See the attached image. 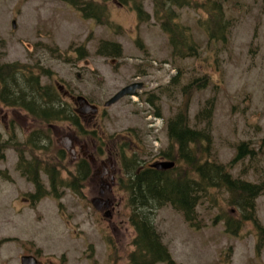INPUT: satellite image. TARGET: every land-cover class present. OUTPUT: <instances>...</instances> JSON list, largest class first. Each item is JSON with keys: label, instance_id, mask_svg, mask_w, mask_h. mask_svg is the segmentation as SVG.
I'll use <instances>...</instances> for the list:
<instances>
[{"label": "rangeland", "instance_id": "rangeland-1", "mask_svg": "<svg viewBox=\"0 0 264 264\" xmlns=\"http://www.w3.org/2000/svg\"><path fill=\"white\" fill-rule=\"evenodd\" d=\"M95 1L106 6L99 22L83 17L64 0H0V63L31 66L41 84L55 89L66 85L102 108L121 87L134 81L144 83L138 92L142 98L123 97L105 107L96 125L87 120L85 127L93 133L79 132L78 144L71 141L74 135L68 122L35 125L20 109L0 102V142L10 135L23 142L33 128L48 129L50 141L47 137L37 140L44 145L38 152L42 163L57 165L60 177L67 181L76 179L81 160L88 169L83 180L79 176L75 180L80 192L59 187L60 199L50 194L32 202L29 193L34 187L16 170L17 152L0 148V264H20V257L28 254L42 264H126L134 237L129 193L123 185L112 192L119 217L104 216L111 230L90 202L100 188L95 172L102 170L101 160L109 157L122 162L118 167L125 180L129 174L123 170L130 164L124 162L134 159L137 146L142 150L137 154L140 163L142 158H151L144 152L175 151L169 142L168 119L186 110L188 124L200 128L203 122L195 115L204 106H208L204 118L211 128L207 159L227 165L236 145L249 142L252 153L228 171L262 185L255 199L258 224L245 221L236 235L226 232L225 219L237 220L241 210L229 203L221 188L199 200L195 208L199 228L190 226L169 204L155 210L154 224L176 263L264 264V0H196L205 5L212 1L207 10L174 7L176 20L198 44L197 55L184 58L172 56L149 0L142 3L150 15L143 21H138L134 10L120 5V0ZM216 2L223 10L220 20L214 17L219 12ZM207 15L215 30L212 40L201 24ZM102 40L120 43V56L97 53ZM203 77L208 82L199 87ZM24 80L20 74V81ZM144 90L153 91L157 108L144 102ZM155 111L165 121L156 118ZM66 138L69 149L63 145ZM194 150L199 153L200 148ZM28 151L24 149L25 155H31ZM42 178L47 184L46 177Z\"/></svg>", "mask_w": 264, "mask_h": 264}, {"label": "trees", "instance_id": "trees-1", "mask_svg": "<svg viewBox=\"0 0 264 264\" xmlns=\"http://www.w3.org/2000/svg\"><path fill=\"white\" fill-rule=\"evenodd\" d=\"M64 1L79 11L83 17L97 21L101 19L103 12H106L105 3L95 0ZM120 1L121 4L135 11L138 21L150 17L142 5L144 0ZM149 1L153 6L154 21L167 35L172 56L184 58L197 55L198 44L192 40L188 28L176 20L174 7L193 6L192 8L207 10L212 8V1L206 5L196 0ZM213 4L214 8L219 10L214 17L220 20L223 12L222 9L220 10L221 3ZM201 24L208 39L212 40V37H215V30H212L208 15ZM121 50L120 43L110 40H102L97 47V53L102 56L118 57ZM20 74L25 78L24 83L20 81ZM207 82L203 77L199 87H204ZM192 86L193 83H190V87ZM187 87L188 84L183 90L185 91ZM59 93L58 88L55 89L50 84H41L39 75L33 73L31 66L17 62L0 63V102L5 106L20 109L31 118V121H35V125L36 123L48 125L56 121L77 124V116L72 112L70 105L68 106L60 98ZM154 103L155 98H152L150 104ZM207 108L208 106L202 107L195 115V118H198L196 120L201 119L203 122L200 128L188 124L186 110L177 111L169 118V142L171 147L173 145L176 148L175 151L169 149L166 155V158L175 162L171 169L137 168L140 163L137 158L132 159L130 163L124 162L126 165L130 164L124 169L129 177L124 180L123 187L129 193L128 206L131 208L129 223L134 230V237L131 240L133 249L127 256L126 264H179L175 262L167 246L162 242V237L154 224V212L159 206L169 204L183 215L190 226L199 228L195 208L199 200L208 197L210 190L214 188L224 189L229 203L241 210L237 220L225 219L226 232L236 235L245 221L258 224L255 199L260 195L262 185L233 176L228 171L232 164L252 153L248 146L249 142L242 141L236 145V153L227 165L207 159L206 155L208 157L209 154L207 146L211 140V128L204 118ZM48 133V129L33 128L23 142L16 141L12 135L6 141L0 142V148H12L17 152L16 170L34 187V192L29 195L32 202L50 194L59 199L61 197L59 187L76 190L75 180L79 181L78 176L83 180L86 170L88 171L84 166L86 163L81 160L77 164V176H73L76 179L67 181L60 177L57 165L43 164V157L41 158L38 152L41 153L44 145H38L37 140H46V137L48 139ZM196 148H200L199 153H195ZM24 149L29 150L31 155H25ZM0 157H3V152L0 153ZM42 175L47 177L50 189H45L40 177ZM76 192L80 191L76 190Z\"/></svg>", "mask_w": 264, "mask_h": 264}, {"label": "flooded vegetation", "instance_id": "flooded-vegetation-1", "mask_svg": "<svg viewBox=\"0 0 264 264\" xmlns=\"http://www.w3.org/2000/svg\"><path fill=\"white\" fill-rule=\"evenodd\" d=\"M122 5V4H120ZM79 74L77 73V76ZM134 82H140L142 83V88L144 87V83L142 81H134ZM141 88V90H142ZM140 90V91H141ZM59 91L61 92V95L63 98L68 100V104L71 107L72 112L77 116V124L73 125L71 122L69 123V130H70V134H73L74 136H71V141L72 143H79L78 137L77 135L79 134H88L86 132L88 128L85 127V124L87 120L89 121H93L94 125L97 124V115L103 113L104 108L100 107V105L98 103H96V101L90 99L89 97H87L86 99L91 103L97 106V112L93 113V114H87L83 111H80V104L76 101V96L79 94H75V90L72 89L71 87H68L66 85H59ZM139 91V92H140ZM144 94H146L145 98H144V102H146L148 105L151 97L154 96L153 91L148 92L147 90H144L143 92ZM141 97L140 94H138L137 92V97ZM142 98V97H141ZM156 98V97H155ZM159 112H155L154 116L156 118H159L158 115ZM162 119V121H165L162 117L160 118ZM91 131H95V130H91ZM138 145V144H136ZM144 146V145H143ZM73 150L74 147L72 146ZM83 148H86V146L84 145ZM137 150L134 151V158H139L137 156V154H142V150H140V146L136 147ZM79 150L82 151V148L79 146ZM116 150V148H115ZM156 150V149H155ZM151 150L149 152H144L146 153V157L151 156V158L146 159V158H142L141 163H138L137 168H148L151 167L150 165L153 162H159L162 161L164 159H166V152L161 150ZM75 152V150H74ZM94 152H92L93 155V164H95V159L96 156L94 155ZM102 152V151H101ZM117 156L120 155V152L116 151ZM127 156V155H125ZM101 164H102V170H97L95 172V176L98 177V183L100 185L99 191H98V195L96 196L99 199V202L97 204V208L95 207L94 212L97 213L101 219L103 218V220L106 222V226H108L111 230L112 227L110 226V220L107 217L104 216H108V217H114V219H116L117 217H119L118 215V202L116 201V196H114V194H112L113 191H115L117 188H121L122 185L124 184V178L122 179L121 177V168L118 167L119 164L118 161H112L109 157H105L103 160H101ZM152 168V167H151ZM135 169V167L133 168ZM162 169V168H161ZM165 170V169H162ZM126 171L123 170V174ZM97 183V184H98ZM45 185H47L48 187H50V183L49 181H47V184L45 183ZM71 189V188H68ZM103 190H107L108 192H104ZM95 198V197H94ZM92 199H90L91 202ZM108 205V208H102L103 205ZM98 209V211H97ZM101 209V210H100ZM103 217H102V216ZM110 215V216H109Z\"/></svg>", "mask_w": 264, "mask_h": 264}, {"label": "water", "instance_id": "water-1", "mask_svg": "<svg viewBox=\"0 0 264 264\" xmlns=\"http://www.w3.org/2000/svg\"><path fill=\"white\" fill-rule=\"evenodd\" d=\"M12 28H15V23L12 21ZM141 87V83H132L127 86H124L119 91H117L113 96H111L107 101H105L104 106H110L117 102L119 99L126 95H132L136 92L137 89ZM77 102L80 104V111L88 112V113H94L96 112V106L90 104L86 98L83 96L77 97ZM64 146L69 149V143L68 139H65ZM174 162L172 160H165L160 162H155L151 164L152 167H155L157 169H169L173 167ZM99 202V199H93L92 203L97 208V204ZM20 263L21 264H40V262L37 260V258L33 255H22L20 257Z\"/></svg>", "mask_w": 264, "mask_h": 264}]
</instances>
